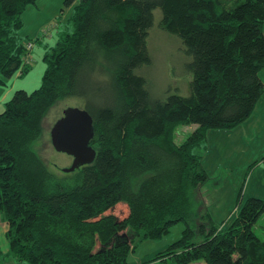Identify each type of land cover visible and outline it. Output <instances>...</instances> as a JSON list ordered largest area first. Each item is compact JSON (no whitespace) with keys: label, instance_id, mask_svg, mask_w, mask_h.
I'll return each instance as SVG.
<instances>
[{"label":"trees","instance_id":"1","mask_svg":"<svg viewBox=\"0 0 264 264\" xmlns=\"http://www.w3.org/2000/svg\"><path fill=\"white\" fill-rule=\"evenodd\" d=\"M36 1L0 0V83L29 68V39L18 30ZM75 1L63 0V8ZM156 8L191 57L188 97L154 99L136 73L150 63ZM68 23L43 53L40 85L15 90L0 112L2 260L128 264L136 242L182 222L181 237L140 264H264V240L253 231L264 200L249 197L227 223H212L198 152L208 131L246 121L264 92V0H78ZM65 98L80 99L92 117L96 156L58 177L34 144L48 109ZM187 124L196 128L176 144L175 130ZM118 204L127 207L123 218L111 213Z\"/></svg>","mask_w":264,"mask_h":264},{"label":"rangeland","instance_id":"2","mask_svg":"<svg viewBox=\"0 0 264 264\" xmlns=\"http://www.w3.org/2000/svg\"><path fill=\"white\" fill-rule=\"evenodd\" d=\"M62 2L63 0H37L34 4L27 6L21 14L22 26L18 32L22 36H25V33L30 34L27 36L29 41L33 42L30 50L31 62L23 74L5 79L3 83H0V112L15 90L24 89L29 92L40 85L45 69L43 53L47 49L46 45H54L58 36L68 32L70 28L66 17L60 20V15L54 17L60 14V8H63ZM68 8L70 7H64L62 10L65 16L69 13ZM45 17L52 18L54 22H48L49 24L39 27V37L36 38L43 42L35 43V35L30 33V27L32 26L34 30L35 25ZM153 18L154 22L147 37L150 63L141 66L136 73L145 78L149 93L154 99H164L169 94L188 97L191 95L192 74L187 64L191 61V57L186 53L182 40L161 26L160 8L153 10ZM53 37L55 38L49 41ZM262 70L260 75L264 80V68ZM69 106L82 108L83 103L77 98H65L53 104L41 122V134L34 144V150L38 156L58 177L66 175L61 169L71 165L72 157L53 149L50 129L61 117L63 109ZM239 127L225 137H218L219 134L216 131L219 130H210L198 151L202 168L208 176V180L201 185L200 192L208 215L212 223L216 225L231 220L236 215L239 204L247 198L253 196L264 200V164L261 162L264 156V93L253 114ZM195 128L194 124L179 126L174 134L175 143L181 144ZM226 131L230 132V130ZM69 175L72 176L73 173ZM111 213L123 218L127 213V207L124 204H118ZM183 229L184 224L178 222L159 239L136 242L134 250L129 251L127 263L140 264L151 259L158 252L164 251L169 244L178 240ZM6 230L7 224L0 213V251L2 253L8 250ZM253 231L258 238L264 240V212L253 225ZM2 264H5V261ZM192 264H204V262L198 261Z\"/></svg>","mask_w":264,"mask_h":264},{"label":"water","instance_id":"3","mask_svg":"<svg viewBox=\"0 0 264 264\" xmlns=\"http://www.w3.org/2000/svg\"><path fill=\"white\" fill-rule=\"evenodd\" d=\"M93 135V120L84 107L63 109L50 129L53 149L72 157L71 165L61 169L62 172H73L94 161L96 151L89 144Z\"/></svg>","mask_w":264,"mask_h":264},{"label":"crops","instance_id":"4","mask_svg":"<svg viewBox=\"0 0 264 264\" xmlns=\"http://www.w3.org/2000/svg\"><path fill=\"white\" fill-rule=\"evenodd\" d=\"M78 1V0H77ZM77 1H75V3L74 4H76L77 3ZM74 4L72 5V6H70V8H68L69 10H67V12L69 11V13L67 14V16H65L64 14H62V10H63V8L61 7L60 8V10H61V12H60V14H56L54 17H58L59 15V20L60 19H63L64 17H66V20H68V17L70 16V14H71V12H72V9H73V7H74ZM53 23L54 22V20H52V18H49V19H47L46 17L44 18V19H42L39 23H37L36 25H35V27H34V30H32V26L30 27L31 28V32L30 33H34L33 35H35L34 36V38H35V43L38 41V42H41L42 40H38L39 38H36V37H39L38 35V29H39V27L40 26H44V25H46L47 23ZM56 22H58V26H59V21L57 20ZM48 23V24H49ZM41 30V29H40ZM263 32H264V26H263ZM29 33V32H28ZM27 35H29L30 36V34H26L25 33V36L23 35H21V37H24L25 39H29V37L27 36ZM60 36V35H59ZM58 36V37H59ZM55 37H53L52 39H50L49 41H52L53 39H54ZM58 40V39H57ZM43 42V41H42ZM57 42V41H56ZM55 42V43H56ZM54 43V44H55ZM53 46V45H52ZM46 47L48 48V47H50L49 45H46ZM263 71V70H262ZM21 74H23V73H21L20 71H18L14 76H17L18 77V75H21ZM260 78H261V80H262V82H263V85H264V80L262 79V77H261V75H260ZM264 93V92H263ZM262 96H263V94H262ZM262 96H261V98H262ZM261 98L259 99V101L261 100ZM259 101L257 102V104L259 103ZM257 104H256V106H255V108L257 107ZM255 110V109H254ZM254 112V111H253ZM253 114V113H252ZM251 114V115H252ZM248 120V119H247ZM246 120V121H247ZM246 121H244L243 123H245ZM243 123H241L240 125H242ZM239 125V126H240ZM239 126H237V127H235L234 129H232V130H230V132L229 131H226V130H219V131H216V132H218L217 134H219L218 135V137L219 136H221V137H225V136H229V135H231L232 134V132H234L237 128H240ZM234 130V131H233ZM212 131V130H211ZM208 132H210V131H208ZM8 251V250H7ZM6 251V252H7ZM5 252V253H6ZM5 253H2L1 251H0V264H2V263H4V260H2V256L3 255H5ZM5 264H15L14 262H12V261H5Z\"/></svg>","mask_w":264,"mask_h":264},{"label":"built area","instance_id":"5","mask_svg":"<svg viewBox=\"0 0 264 264\" xmlns=\"http://www.w3.org/2000/svg\"><path fill=\"white\" fill-rule=\"evenodd\" d=\"M33 47V42L32 41H27L26 43V54L23 58V65H29L30 62H31V59H30V50L32 49Z\"/></svg>","mask_w":264,"mask_h":264}]
</instances>
